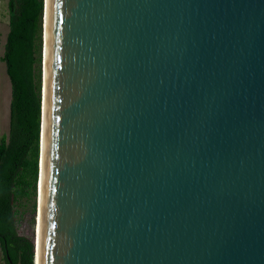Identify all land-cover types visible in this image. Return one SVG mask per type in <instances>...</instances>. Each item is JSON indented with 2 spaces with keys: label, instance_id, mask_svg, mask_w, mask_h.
<instances>
[{
  "label": "water",
  "instance_id": "95a60500",
  "mask_svg": "<svg viewBox=\"0 0 264 264\" xmlns=\"http://www.w3.org/2000/svg\"><path fill=\"white\" fill-rule=\"evenodd\" d=\"M35 223L33 264H264V0H43Z\"/></svg>",
  "mask_w": 264,
  "mask_h": 264
},
{
  "label": "trees",
  "instance_id": "16d2710c",
  "mask_svg": "<svg viewBox=\"0 0 264 264\" xmlns=\"http://www.w3.org/2000/svg\"><path fill=\"white\" fill-rule=\"evenodd\" d=\"M0 61L10 82L8 133L0 139V264H33V241L17 231V205L33 201L38 177L43 0H7Z\"/></svg>",
  "mask_w": 264,
  "mask_h": 264
},
{
  "label": "rangeland",
  "instance_id": "374dc122",
  "mask_svg": "<svg viewBox=\"0 0 264 264\" xmlns=\"http://www.w3.org/2000/svg\"><path fill=\"white\" fill-rule=\"evenodd\" d=\"M8 32V12L7 0H0V57L3 53V47ZM42 49V48H41ZM10 101V82L6 74V67L0 61V139L8 133V111ZM36 202V197H35ZM33 201H21L17 205V231L18 234L34 241L35 238V208ZM36 207V204H35ZM2 262V253L0 250V263Z\"/></svg>",
  "mask_w": 264,
  "mask_h": 264
},
{
  "label": "bare ground",
  "instance_id": "6f19581e",
  "mask_svg": "<svg viewBox=\"0 0 264 264\" xmlns=\"http://www.w3.org/2000/svg\"><path fill=\"white\" fill-rule=\"evenodd\" d=\"M38 220V219H37ZM38 222V221H37ZM37 229H38V223H37V225H36V223H35V236H36V238H37Z\"/></svg>",
  "mask_w": 264,
  "mask_h": 264
}]
</instances>
